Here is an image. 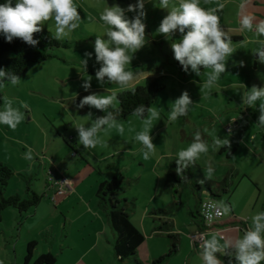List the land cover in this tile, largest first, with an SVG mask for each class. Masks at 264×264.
I'll list each match as a JSON object with an SVG mask.
<instances>
[{
  "label": "rangeland",
  "instance_id": "374dc122",
  "mask_svg": "<svg viewBox=\"0 0 264 264\" xmlns=\"http://www.w3.org/2000/svg\"><path fill=\"white\" fill-rule=\"evenodd\" d=\"M74 3L81 17L80 26L60 41V47L50 50L53 57L31 64L20 76V82L16 86L2 78L5 86L0 88V110L4 108L5 97L13 101L14 107H20L21 102L28 106L20 108L25 118L15 130L0 124V161L14 171L3 193L6 196L19 193L22 198L27 197L26 182L22 179V174L29 177L31 189L42 197L36 206L26 211L19 213L13 207L0 211V264H24L26 241L29 239L36 242L33 250L37 251L33 253L30 264L40 252L51 253L55 258L53 264H76L78 261H81L79 264H203L202 243L195 244L193 240V236L199 232L196 223L200 221L195 212L196 197H193L191 190L195 176L191 173L192 165L183 169V178L177 175L176 154L192 143L193 135L197 131L194 127L199 126L202 117L207 114L204 110L213 105L223 109L225 104H218L220 101L216 98H196L193 93L195 88L189 81L190 73L184 78L178 76V72L171 75L172 69L177 70L173 64L175 59L171 43L179 41L181 34L177 31L170 38H165L158 33L157 28L168 10L159 6V0H145V16L142 21L145 24L146 42L131 54L132 59L126 70L133 72L134 86L145 84L147 78L167 75L161 76L165 88L150 106L160 112V119L153 121L149 133L155 145V154L147 160L143 158V146L135 140L136 133L143 131V121L131 115L126 120H117L124 127L123 134L116 128H108L102 135V140L109 142L104 144L113 151L110 156L87 162L79 154L72 155L67 141L70 138L77 140L74 125L90 126L91 120L85 115L92 112L85 107L77 108L75 99L91 93L109 95L124 91L120 85L109 83L107 79L103 84L98 83L95 77L100 64L95 60L94 41L96 36L103 34L105 28L99 20V13L106 6L113 5L126 10L130 3L135 5L137 0H74ZM205 3V0H200V6ZM125 15L132 19L137 13L125 11ZM42 26L54 35V19L46 21ZM101 38L106 40L107 36L102 35ZM86 52L92 53V56L86 57ZM82 60H87L86 68L82 67ZM87 76L92 77L91 87L85 91L82 84ZM194 77L196 80L198 75ZM183 91L188 92L193 103L189 105L186 116L170 121L168 116L171 102ZM115 106L114 101L113 107ZM205 133L210 135L211 132L205 130ZM205 141L210 149L211 141ZM29 148L32 149V160L24 158ZM133 150L134 154L131 153ZM156 158H159L157 162ZM212 160L215 163V159ZM196 162L205 176L206 168L211 166L207 154L202 153ZM215 167L220 170L222 164L216 163ZM98 169L103 172L104 179L111 178L117 172L125 177L120 194H125L129 199L130 219L144 236L136 249L138 263L131 259L122 262L115 259L111 240L114 234L105 220L102 241L96 247L88 249L94 240V229L100 227L98 219L89 213H82L77 206H62V196L56 193L55 186L47 184L48 172L52 171L55 179L64 177L69 180L72 177L70 175H75L84 181L83 186L86 188L99 176ZM228 180L233 181L230 176ZM201 185V197H205L208 192L202 181ZM45 192L48 196H45ZM52 196L54 200L51 199ZM215 201L219 206L226 203L222 193ZM189 209L194 211V215L189 213ZM63 217H67L65 231L68 237L65 243V231L61 229ZM47 224L54 227L49 228ZM245 230L243 227H233L219 232H200L206 238L211 233L226 237L234 233L235 236L242 235ZM170 234L174 236L171 237ZM50 236L59 242L52 244ZM172 243L177 245V250L170 253ZM61 249L63 254H59ZM162 256L160 261L155 262ZM216 256L222 264H228L229 260L225 262L223 259V256L229 257L228 255L218 252Z\"/></svg>",
  "mask_w": 264,
  "mask_h": 264
},
{
  "label": "clouds",
  "instance_id": "9594fccd",
  "mask_svg": "<svg viewBox=\"0 0 264 264\" xmlns=\"http://www.w3.org/2000/svg\"><path fill=\"white\" fill-rule=\"evenodd\" d=\"M207 3V0H205ZM145 0H137L135 5L129 4L127 9L118 5L106 6L99 13V20L105 25L102 35L107 39L96 36L94 41L95 60L100 67L95 72L98 83L103 84L105 79L109 83L121 86L122 90L130 91L135 94V86L132 81L135 79L132 71L126 70L130 64L131 54L140 49L145 44V24L142 17L144 12ZM159 6L167 9L157 32L170 38L175 32L181 34L179 41L171 43V49L176 61L180 63L185 72L191 69L196 75H201L200 67L211 69L205 73L207 79L201 84L200 92L206 96L211 93L214 85L226 70V60L231 56L234 47L230 35L221 27L219 12L223 5L216 8L205 9L200 6V0H159ZM125 11H135L132 19L125 15ZM54 19L55 33L53 38L61 41L66 39L69 34L80 26L81 17L77 11L74 0H5L0 4V34H3L7 42H12L18 38L30 46H36L38 40L34 39V34L42 30L41 25L46 21ZM240 31L253 34L255 42L260 46L254 50L260 63H264V20L256 22L251 14H243L239 19ZM252 42V41H249ZM244 47V44H241ZM86 57H91L92 53L86 52ZM82 67L86 68L87 60H82ZM243 66V61L240 62ZM16 86L20 82V77L0 69V88L4 87L2 78ZM92 77L84 79L82 87L87 91L91 87ZM117 92L109 95H97L91 93L83 96L77 108H95L104 112L102 116L91 120L92 112H88L85 117L91 120L90 126L77 124L74 127L78 134V143L84 149H94L101 143L98 133L102 128H116L121 134L124 127L117 123L119 110L113 109L114 101H117ZM258 104L259 116L257 123L264 126V87L253 85L246 92H243L242 103L249 107ZM193 102L187 91L171 102V109L168 119L175 121L181 116L188 114L189 105ZM27 104L21 102L20 107H14L13 101L5 97L4 108L0 110V124L7 125L15 130L18 124L25 118L20 108H27ZM147 113V115H145ZM132 115L141 118L143 121V131L136 133L135 140L142 144V153L145 160L155 154V145L150 136V129L153 121L160 119V112L155 107H145L139 105L133 109ZM230 147L228 139H221L218 136L214 139L212 147L219 150L221 147ZM209 145L204 140L201 132L197 130L193 135L192 143L185 149H181L176 154V173L183 178V169L195 164L202 153H207ZM26 160H32V149L29 148L25 153ZM213 168H206V179H211ZM233 206L222 203L216 213L226 215ZM211 218V217H210ZM251 226L242 235L223 236L211 233L203 238L202 242V262L203 264H222L216 256H234L236 264H261L264 262V211H258L251 217ZM232 264V260L228 261Z\"/></svg>",
  "mask_w": 264,
  "mask_h": 264
},
{
  "label": "crops",
  "instance_id": "0c3cea01",
  "mask_svg": "<svg viewBox=\"0 0 264 264\" xmlns=\"http://www.w3.org/2000/svg\"><path fill=\"white\" fill-rule=\"evenodd\" d=\"M221 4L224 6L219 12L221 27L224 28L230 37L236 38L235 40H232L236 50L227 58L226 70L221 74V77L217 81L216 85H214L211 93L206 96L203 92H200L201 84L207 79L205 73L210 72L211 69L203 68L200 70L201 75H199L196 80L194 77L196 74L192 72L191 69L187 72L184 70L180 71L178 69H172L173 72H171V75H175L178 72V76L182 78L186 77V74L190 73L191 76L189 81L195 88L193 93L196 98H216L220 101L218 104L221 102L225 104L223 109L218 105L206 108L204 111H206L207 114H204L202 117V123L199 126L197 125L198 127H194V129L201 132L204 140L208 139L211 141V147L206 154L207 160L213 168V176H216L211 177V179H206L202 173L201 166L195 162L193 165L194 168L197 169L198 183L201 185V181L204 179L209 180L208 183L210 186L212 188H216L217 193H222L226 199V203L233 206L231 211L227 215L221 217L217 222L221 223L227 220L240 221L238 223H232L228 226H226V224L217 225L216 228L218 231L211 230L213 232H219L233 227H238L239 229L243 227L247 229L251 226L250 217L258 211H264V126L257 123V119L260 114L258 110L259 102H257L255 107H249L247 105H243L242 103L243 92H246L253 85H256L257 87H264V63H260L257 59V54L252 52V50L260 46L255 42L253 34L240 31L239 27V19L243 14L253 15L256 22L264 20V0H210L201 7L210 9L216 8ZM242 43L244 44V47H241ZM241 61H243V66L240 64ZM151 65L153 66V64ZM174 67H176L175 64ZM156 77H159V75ZM153 78L147 79L149 81ZM91 120H93L92 117ZM229 124H231L232 127L229 131H226V127ZM107 129V126L101 129L98 133L101 143L94 149H89L90 151H88V149L85 150L83 145H79L76 130L75 134L77 136V140L74 141L70 138L67 141L72 151V155L79 154L80 157L87 162H92V160L99 161L110 156L113 151H110V147L105 145L109 144V142L107 140H102V135L107 132ZM205 130L211 132L210 135L206 134ZM217 136L221 139H228L230 147L225 146L221 147L218 151L214 150L212 144ZM222 148L223 151H221ZM229 150L232 151L229 155H227L226 153ZM131 153L134 154V150L131 151ZM158 159L159 158H156L155 162H157ZM212 159H215V163H213ZM216 163L222 164L220 170L215 167ZM98 172L99 176L94 180V183L86 188H84V181L81 178H78L75 175L74 177L73 175H70L72 176L69 177L71 190L62 194L55 190L57 194L62 196L60 201L62 206H77L81 208L82 213H89L95 219H98L100 227H96L94 229V240L88 249L96 247L98 243L102 241L101 236L105 233L103 226L104 220L108 225L104 213L97 204V187L98 184L104 180L103 172L100 169H98ZM229 176L232 177L233 181L228 180ZM221 188H224V193L220 190ZM117 197L127 198L125 194L121 195L120 193ZM194 201L197 209L198 205L196 198H194ZM37 210L38 208H36L35 212H37ZM189 211L193 210L189 209ZM128 215L130 219V213H128ZM66 218L67 217H63V224L61 228L63 232L67 226ZM90 221L93 222L92 219H90ZM200 221L203 224L202 219ZM46 226L49 228L54 227L52 224H47ZM196 226L199 231L204 230L203 227H199L197 223ZM232 236H235V233ZM67 237L68 234L65 231V235H63L64 241L60 240L65 243V239ZM50 240L52 241V244L58 241V239L51 238V236ZM83 240H85V238H83ZM107 240L109 241L108 238ZM111 240H113V238ZM29 241L30 239L26 241V244ZM34 252L37 251H32L30 260L27 264H30L33 259ZM42 253L43 252H40L38 254L40 255ZM59 254H63L62 249ZM231 257L223 256V259L226 262ZM79 262L81 261H78L76 264H79ZM261 264H264V262H261Z\"/></svg>",
  "mask_w": 264,
  "mask_h": 264
},
{
  "label": "trees",
  "instance_id": "16d2710c",
  "mask_svg": "<svg viewBox=\"0 0 264 264\" xmlns=\"http://www.w3.org/2000/svg\"><path fill=\"white\" fill-rule=\"evenodd\" d=\"M128 1V0H127ZM13 5L15 4L14 1ZM5 3V0H0V4ZM42 30L34 34V39L38 40L36 46H30L18 38H14L12 42H7L3 34H0V69H3L5 72H11L17 76H22L31 64L39 63L48 58L53 57V54L50 53V50L56 47H60L62 43L53 38V35L49 33L42 25ZM231 40L236 38L230 37ZM175 66L178 70H183L182 66L178 61L175 60ZM203 67H200L202 70ZM163 77V76H162ZM7 80V78H3ZM165 88V85L162 81L161 76L155 77L143 85H135V94L130 91H120L117 92V101L116 106L110 110H119L120 115L117 117V120L122 121L128 119L132 115L133 109L139 105H144L145 107H150L154 100L157 98L158 94ZM82 97L76 98V103H79V100ZM85 108L92 111L93 120L102 116L105 113L97 110L95 108ZM147 115V113L145 114ZM223 151V148L221 149ZM232 150H229L226 154L229 155ZM109 165V164H108ZM191 173L195 176V179L192 181V193L196 197L198 208L196 209V215L201 216L199 213V203L203 197H201V191L203 190L202 185L198 183L197 172L192 165ZM14 171L8 165L0 161V211L8 207H13L19 212L26 211L32 206H36L41 200V195L35 192L30 187L29 177L21 175L22 179L26 182V192L27 197L22 198L19 193H13L11 195H4V191L9 183V180L13 177ZM209 180L204 179L202 182L208 192L209 197L215 200L216 197L220 196V193H217L208 183ZM125 182V177L121 172H117L111 178L102 180L97 187V204L105 215L106 221L110 228L113 231V240L112 248L114 257L118 262L125 260H133L138 263V260L135 257L137 247L142 243L144 236L143 234L132 224L128 215V198H118L117 195L121 192L123 184ZM224 193V188L220 189ZM191 215H194V211H189ZM238 223L239 220H227L224 222H214L209 226H205L201 221L197 222L199 227H203L204 230H217V225L226 224V226L231 225L232 223ZM173 237V234H170ZM36 245V242L29 241L26 244V253L24 256V264H27L30 260L31 253ZM177 250V245L172 243V248L170 253H173ZM162 257H159L155 262L160 261ZM232 260V264H236L235 257L229 258ZM130 260V261H131ZM55 258L49 253L40 254L32 264H53Z\"/></svg>",
  "mask_w": 264,
  "mask_h": 264
},
{
  "label": "built area",
  "instance_id": "2783aa9c",
  "mask_svg": "<svg viewBox=\"0 0 264 264\" xmlns=\"http://www.w3.org/2000/svg\"><path fill=\"white\" fill-rule=\"evenodd\" d=\"M232 127L231 124H229L226 127V131H229L230 128ZM49 176L47 178V184L49 186H55L56 191L60 194L62 193H67L68 191L71 190V185H70V181L64 177H61L59 179H55L52 177L53 172L49 171ZM45 196H48V194L45 192L44 193ZM50 197V196H49ZM52 200H54V197H51ZM220 210L219 209V205L217 204V202L209 197H203L199 203V213L201 216V219L203 221V224L205 226H209L214 222H217V220H219L222 215L217 216L216 213L217 211ZM211 217V218H210ZM223 235V234H220ZM203 238H205L204 233L202 232H198L195 236H193V240L196 243H202L203 242Z\"/></svg>",
  "mask_w": 264,
  "mask_h": 264
}]
</instances>
